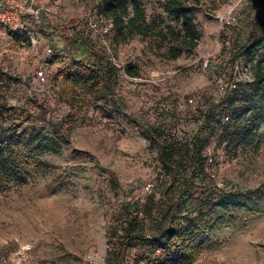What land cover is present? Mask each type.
I'll list each match as a JSON object with an SVG mask.
<instances>
[{
	"label": "rangeland",
	"instance_id": "1",
	"mask_svg": "<svg viewBox=\"0 0 264 264\" xmlns=\"http://www.w3.org/2000/svg\"><path fill=\"white\" fill-rule=\"evenodd\" d=\"M186 1L202 36L176 59L158 31L181 28L166 0H139L154 33L110 51L85 31L93 0H37L36 45L0 24L1 122L49 146L26 151L32 163L0 190V264H116L127 211L147 239L216 226L194 229L203 250L188 264H264V0ZM254 28L256 45L241 51ZM97 57L108 86L91 71ZM129 242L120 264H144L150 246Z\"/></svg>",
	"mask_w": 264,
	"mask_h": 264
},
{
	"label": "trees",
	"instance_id": "2",
	"mask_svg": "<svg viewBox=\"0 0 264 264\" xmlns=\"http://www.w3.org/2000/svg\"><path fill=\"white\" fill-rule=\"evenodd\" d=\"M95 3L96 2L93 0L92 5L96 6L99 14L113 20L114 33L112 44L120 45L132 37L138 35L147 36L154 33L153 31L155 28L153 23L147 20L139 0H100L97 5ZM1 4L0 2V5ZM163 9L173 17L175 22L181 25V28L177 31L172 29L170 25H167L166 28L169 32L165 34H162V30H158L159 33L163 35L164 39H167L166 35H168V33L173 37V40H171V43H169L167 47V56L170 59H176L184 50L192 52L202 36L201 31L196 27L193 21L192 15L195 9L194 5L187 4L186 0H166ZM85 31L90 32L88 29ZM256 33L257 28H254L248 40L240 49L241 51L256 45L254 42ZM14 37L16 40L20 39L18 36ZM72 40L75 42L76 38L72 37ZM174 41H177L180 45L173 44L172 42ZM91 71L95 75L97 81L108 86L107 73L98 57ZM262 79L263 76L259 75L258 80ZM1 116L2 110L0 106V190H3L21 165L32 163V159L27 156L25 153L26 151L46 149L49 146H46L41 140H34L31 136H27L23 133H9L1 122ZM200 131L201 128L197 131L196 135H198ZM158 159L164 167H171V156L165 153V147H160L158 149ZM193 163L194 166H202L199 149H195ZM107 171L110 176L115 179V173L110 170ZM173 175L172 177H174ZM194 179L195 174H192L191 181L193 182ZM218 191L220 193L222 192L220 189H218ZM126 213L128 216L125 220L126 225L124 227L122 243L120 244L119 251L115 254L116 264H120V259L126 248L125 243L132 239H136V243H147V246H150V250L145 254L144 264H188L196 253L203 250V240L199 236L198 241L196 240V237L193 235L194 229H198L200 233L203 232L207 234L216 227L212 225L203 228L198 223L191 221L180 230L168 228L159 236H153L147 239L142 235L143 227L138 214L133 211H127ZM136 227H140V229L137 230L138 232H134L135 234L132 236V232ZM173 237L182 238L181 244L174 245L170 243ZM156 251H160V253L152 258V253ZM149 260L150 262H148Z\"/></svg>",
	"mask_w": 264,
	"mask_h": 264
},
{
	"label": "built area",
	"instance_id": "3",
	"mask_svg": "<svg viewBox=\"0 0 264 264\" xmlns=\"http://www.w3.org/2000/svg\"><path fill=\"white\" fill-rule=\"evenodd\" d=\"M44 8L38 6L37 0H7L0 5V24L7 32L8 37L15 39L18 36L22 40H27L36 45L37 39L31 22L35 25L41 24V15ZM87 29L93 33L106 51L112 47V37L114 33L113 20L99 14L97 10L86 20ZM70 36L78 30L76 24L69 26ZM46 56H53L50 46L43 49ZM36 54H38L36 52ZM48 75L43 65H39L35 70V79L41 83L47 81ZM208 163L212 162L211 156L207 157Z\"/></svg>",
	"mask_w": 264,
	"mask_h": 264
},
{
	"label": "bare ground",
	"instance_id": "4",
	"mask_svg": "<svg viewBox=\"0 0 264 264\" xmlns=\"http://www.w3.org/2000/svg\"><path fill=\"white\" fill-rule=\"evenodd\" d=\"M58 228H59V225H58ZM91 239V238H90Z\"/></svg>",
	"mask_w": 264,
	"mask_h": 264
}]
</instances>
